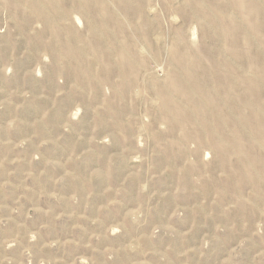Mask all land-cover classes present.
<instances>
[{
    "label": "rangeland",
    "instance_id": "rangeland-1",
    "mask_svg": "<svg viewBox=\"0 0 264 264\" xmlns=\"http://www.w3.org/2000/svg\"><path fill=\"white\" fill-rule=\"evenodd\" d=\"M0 264H264V0H0Z\"/></svg>",
    "mask_w": 264,
    "mask_h": 264
}]
</instances>
